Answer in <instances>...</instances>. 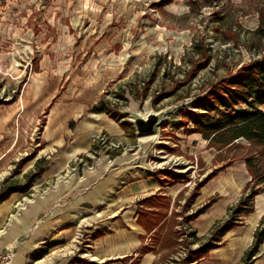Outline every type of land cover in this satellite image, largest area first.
I'll list each match as a JSON object with an SVG mask.
<instances>
[{"label": "rangeland", "instance_id": "374dc122", "mask_svg": "<svg viewBox=\"0 0 264 264\" xmlns=\"http://www.w3.org/2000/svg\"><path fill=\"white\" fill-rule=\"evenodd\" d=\"M263 58L264 0H0V106L41 72L55 77L49 83L63 95L98 87L102 103L131 126L156 116L151 132H138V143L128 137L138 148L107 146L179 172V202L171 204L163 238L158 231L151 242L155 264H185L195 249L185 223L200 209L190 200L199 184L245 167L233 207L255 188L245 159L257 149L244 139L225 149L211 145L189 118L213 88L225 89L240 69ZM180 142L197 153H182Z\"/></svg>", "mask_w": 264, "mask_h": 264}, {"label": "crops", "instance_id": "0c3cea01", "mask_svg": "<svg viewBox=\"0 0 264 264\" xmlns=\"http://www.w3.org/2000/svg\"><path fill=\"white\" fill-rule=\"evenodd\" d=\"M45 76L50 77L40 72L26 80L17 98L0 106V190L10 182L24 186L36 176L28 189L0 203V250L13 251V264H155L151 242L158 231L163 238L171 204L179 202V172L153 168L141 153L108 151L95 143L105 135L138 148L139 133L109 113L93 112L104 100L98 87L63 95L55 77L49 83ZM180 146L182 153H197L187 142ZM246 172L229 170L200 189L193 208L217 193L219 199L186 221L195 247L190 252L228 220ZM254 211L198 264H241L264 218V191ZM43 250L48 252L38 258ZM258 254L254 264H264V244Z\"/></svg>", "mask_w": 264, "mask_h": 264}, {"label": "trees", "instance_id": "16d2710c", "mask_svg": "<svg viewBox=\"0 0 264 264\" xmlns=\"http://www.w3.org/2000/svg\"><path fill=\"white\" fill-rule=\"evenodd\" d=\"M228 83V85H227ZM225 89L213 88L210 96L199 100L195 108L197 112L190 114V122L194 126L193 132L200 134L204 140L210 144L219 146L221 149L233 146L242 139L246 140L253 149H257L254 155L246 157L245 163L252 177L251 182L255 183V188L249 189L247 197L243 198L236 207L229 209L231 216L223 223H219L215 228L208 242L202 244L197 251H192L186 262H197L209 257L210 251L222 246V238L229 230L242 226L241 217L254 213V202L259 194V189L264 185V112L259 109L264 106V58L254 61L247 67L239 70L238 74L224 83ZM218 87V88H219ZM245 106V110L238 111L237 108ZM93 112H106L111 114L115 119L122 120L120 117L109 111L108 107L101 103L93 109ZM127 129L132 126L123 122ZM97 144H100L97 142ZM214 176V175H213ZM213 176H209L207 181ZM35 175L29 176L24 186L15 182L7 183L0 190V203L7 200L10 194L18 191H25L30 187ZM203 184H199L196 192L190 197L193 202L197 199ZM217 199L201 207L194 217L204 213L211 207ZM254 234V242L249 250L246 251L241 264H254L259 255L260 248L264 244V218L259 224ZM195 238V234H191ZM197 242V239L195 240ZM191 245V244H190ZM48 251L43 250L38 258L44 256Z\"/></svg>", "mask_w": 264, "mask_h": 264}, {"label": "built area", "instance_id": "2783aa9c", "mask_svg": "<svg viewBox=\"0 0 264 264\" xmlns=\"http://www.w3.org/2000/svg\"><path fill=\"white\" fill-rule=\"evenodd\" d=\"M94 142L95 143L98 142L101 145L105 146L106 148L107 146H109V148L111 147L119 148L120 147L118 143L107 141V137L105 135L97 136ZM13 256H14L13 251L0 250V264H13Z\"/></svg>", "mask_w": 264, "mask_h": 264}, {"label": "water", "instance_id": "95a60500", "mask_svg": "<svg viewBox=\"0 0 264 264\" xmlns=\"http://www.w3.org/2000/svg\"><path fill=\"white\" fill-rule=\"evenodd\" d=\"M156 116L153 114L148 120L139 118L136 120L135 126L137 127L138 132L147 133L151 132L154 128Z\"/></svg>", "mask_w": 264, "mask_h": 264}]
</instances>
